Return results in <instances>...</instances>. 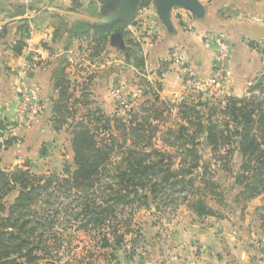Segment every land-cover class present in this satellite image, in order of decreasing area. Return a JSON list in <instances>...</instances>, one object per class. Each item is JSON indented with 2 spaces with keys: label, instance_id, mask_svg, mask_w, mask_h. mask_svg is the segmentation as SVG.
I'll list each match as a JSON object with an SVG mask.
<instances>
[{
  "label": "crops",
  "instance_id": "1",
  "mask_svg": "<svg viewBox=\"0 0 264 264\" xmlns=\"http://www.w3.org/2000/svg\"><path fill=\"white\" fill-rule=\"evenodd\" d=\"M143 1L0 0V168L25 166L32 173L47 175L60 173L65 163L72 165L73 119L78 120L88 106L107 116L115 114L111 92L138 90V82L127 83L131 73L140 75L151 88L159 83V101L173 105L169 116L176 121V103L197 95H184V67H192L202 79L212 71L214 49L201 35L206 32H220L230 44L226 86L233 96L259 92L247 94L246 84H259L264 78V0H197V14L182 6L171 7L168 24L161 21L155 0H146L145 5ZM183 17L193 20L196 33L183 25ZM114 34L121 38L123 48L111 43ZM127 49H136V54L124 67L122 53ZM23 60L30 65L29 81L38 88L43 105V113L26 127L13 119L17 70ZM138 61L143 64L136 65ZM58 68L67 80L64 102L76 113L55 128L50 117L60 97L53 78ZM148 97L139 95L136 101ZM166 127L163 121L158 125V146V135ZM240 162L235 151L233 170ZM226 184L233 195L238 193L232 178ZM208 204L217 215L198 216L187 205L169 212L139 209L149 217L141 220L146 228L143 252L115 261L264 264V191L238 205L225 207L212 199ZM168 213L170 217L165 218Z\"/></svg>",
  "mask_w": 264,
  "mask_h": 264
},
{
  "label": "trees",
  "instance_id": "2",
  "mask_svg": "<svg viewBox=\"0 0 264 264\" xmlns=\"http://www.w3.org/2000/svg\"><path fill=\"white\" fill-rule=\"evenodd\" d=\"M62 72L58 68L53 75L60 93L51 109L55 128L76 113L64 102L67 80ZM136 84L139 95L150 97L135 101L124 114L107 116L88 106L73 119V164L65 163L60 173L0 168V264H33L34 251L47 247L34 240L35 234L52 226L50 216L66 214L70 227L98 231L101 247L115 250L132 232L129 226L140 208L172 211L186 203L198 216L217 215L209 199L226 207L264 191V78L250 88L257 94L225 97L223 106L221 99L201 93L183 98L175 106L176 122L161 133L159 146L158 125L173 105L159 101L158 82L153 88ZM235 151L241 157L237 170L231 166ZM228 177L238 186L236 195L226 184ZM194 191L197 197L190 201ZM11 193L12 199L7 198ZM13 254L24 261L7 259ZM114 259L111 254L105 260L117 264Z\"/></svg>",
  "mask_w": 264,
  "mask_h": 264
},
{
  "label": "rangeland",
  "instance_id": "3",
  "mask_svg": "<svg viewBox=\"0 0 264 264\" xmlns=\"http://www.w3.org/2000/svg\"><path fill=\"white\" fill-rule=\"evenodd\" d=\"M135 54L136 49H127V51L122 53L121 65L126 67L128 60L131 57H134ZM140 78H142L140 75L131 73L127 83H140L142 82ZM175 122L176 121L173 120L172 116H167L163 120L164 126H170ZM160 135L161 133L158 136ZM194 193L195 195L189 198L190 201L197 197V192L194 191ZM12 196L13 194L11 193L7 198L12 199ZM157 205L160 206V204ZM180 205L187 204L182 203L177 205V207ZM141 209L142 208H140V210ZM163 211L169 212L171 210L167 208L160 212ZM169 214L170 213L164 214L166 215L165 218L170 217ZM60 215L61 216L58 219L55 218L56 216L53 218H51V216L49 217L51 220L54 219V223L51 227L47 225L45 228H38L34 240L43 242V245H46L47 247L44 251H34L33 255L36 256V260L33 264H107L105 259L111 254L115 255V259L117 258L120 261H126L127 259L129 260L132 258L133 255L135 256L137 253L143 252L145 242V240H143V234L146 233V228L143 226V223L141 224V220L148 217L146 211L139 212L138 210L135 212L131 226H129L132 232L125 236V242H123L122 245L117 246L115 250L101 247V235L98 231L94 230L86 232L77 229L75 226L70 227V223L67 221V215ZM142 221L144 222L145 219ZM8 230H10V232L13 231L12 228H8ZM11 258H16L18 261H24V257H17V254L10 255L7 259ZM7 259L4 258L1 262L6 261ZM115 259L113 260V263H117Z\"/></svg>",
  "mask_w": 264,
  "mask_h": 264
},
{
  "label": "built area",
  "instance_id": "4",
  "mask_svg": "<svg viewBox=\"0 0 264 264\" xmlns=\"http://www.w3.org/2000/svg\"><path fill=\"white\" fill-rule=\"evenodd\" d=\"M98 1V0H96ZM182 23L194 33L197 28L194 26L192 19L183 17ZM214 49L213 68L208 78L202 79L195 75L190 66L184 67L183 74V92L184 95L201 93L203 95L221 99V106L225 104L224 98L233 96L232 92L227 89V71L230 58V44L227 38L220 32H206L201 34ZM30 65L27 60H23L17 70L16 93L17 101L13 114V119L18 126L26 127L34 123L43 113L39 90L31 86L29 81ZM254 85L253 81L246 84V93H250V88ZM112 98L116 103V111L124 114L137 100L139 91H123L114 89L111 92ZM184 98V97H183ZM107 136V132H105ZM2 142V140H1Z\"/></svg>",
  "mask_w": 264,
  "mask_h": 264
},
{
  "label": "water",
  "instance_id": "5",
  "mask_svg": "<svg viewBox=\"0 0 264 264\" xmlns=\"http://www.w3.org/2000/svg\"><path fill=\"white\" fill-rule=\"evenodd\" d=\"M135 3L139 0H133ZM157 5L158 14L161 18V21L164 24H168L169 22V11L173 6H182L193 13L197 14L200 10V5L197 0H155ZM111 43L118 46L119 48H123V42L118 35L111 36Z\"/></svg>",
  "mask_w": 264,
  "mask_h": 264
}]
</instances>
